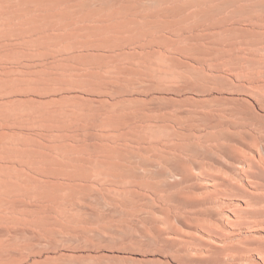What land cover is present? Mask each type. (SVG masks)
<instances>
[{
  "label": "rangeland",
  "instance_id": "1",
  "mask_svg": "<svg viewBox=\"0 0 264 264\" xmlns=\"http://www.w3.org/2000/svg\"><path fill=\"white\" fill-rule=\"evenodd\" d=\"M0 264H264V0H0Z\"/></svg>",
  "mask_w": 264,
  "mask_h": 264
}]
</instances>
